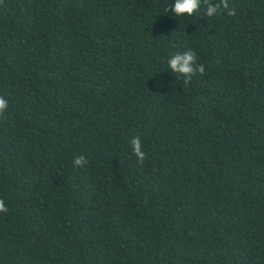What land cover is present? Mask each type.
<instances>
[{"label":"trees","instance_id":"16d2710c","mask_svg":"<svg viewBox=\"0 0 264 264\" xmlns=\"http://www.w3.org/2000/svg\"><path fill=\"white\" fill-rule=\"evenodd\" d=\"M0 264H264V0H0Z\"/></svg>","mask_w":264,"mask_h":264}]
</instances>
